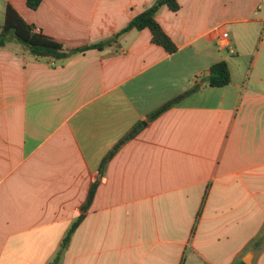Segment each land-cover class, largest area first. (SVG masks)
I'll return each instance as SVG.
<instances>
[{
  "label": "crops",
  "instance_id": "0c3cea01",
  "mask_svg": "<svg viewBox=\"0 0 264 264\" xmlns=\"http://www.w3.org/2000/svg\"><path fill=\"white\" fill-rule=\"evenodd\" d=\"M156 1L0 0V24L10 4L67 49L112 41L59 60L0 46V264H55L96 181L56 264H264V0L162 5L174 53L120 33ZM222 60L231 82L205 84Z\"/></svg>",
  "mask_w": 264,
  "mask_h": 264
},
{
  "label": "trees",
  "instance_id": "16d2710c",
  "mask_svg": "<svg viewBox=\"0 0 264 264\" xmlns=\"http://www.w3.org/2000/svg\"><path fill=\"white\" fill-rule=\"evenodd\" d=\"M41 2L42 0H27V5L32 9H37ZM162 5H167L172 11H178L180 9V3L178 0H157L155 4L152 5L150 8L137 15L120 33L127 32L132 28H137L140 30L144 28H149L152 32V40L154 43L162 45L170 53L176 52L178 49L176 43L172 40V38L167 34V32L156 19V12ZM10 42L18 43L24 50L28 51L35 57L59 60L67 58L68 53L71 51L84 52L92 48L104 49L112 41L110 39L94 44L84 45L74 49H67L62 42L54 39L49 35L44 34L43 32L35 31L34 25L26 22L19 15V13L9 4L6 9L5 22L3 24H0V46H5L7 43ZM203 80L205 84L213 87H223L228 85L232 80L228 63L224 60L214 63L210 68L208 76ZM200 86L201 85L199 83H196L184 93L166 102L156 111H154L148 117V120L139 122L130 131V133L126 135V137H124L122 141H120V144H118L116 148L110 154H108V156L104 160V165L108 161V159L113 155L115 150H117V148L123 142L133 137L139 130H141L149 120L155 119L168 108L180 103L182 99L195 93L199 90ZM97 186L98 181L92 184L88 199L82 207L83 212L73 222L67 235L61 243L60 250L55 260L56 263L59 261L65 249L70 244L74 231L83 220L85 216L84 212L89 208Z\"/></svg>",
  "mask_w": 264,
  "mask_h": 264
},
{
  "label": "rangeland",
  "instance_id": "374dc122",
  "mask_svg": "<svg viewBox=\"0 0 264 264\" xmlns=\"http://www.w3.org/2000/svg\"><path fill=\"white\" fill-rule=\"evenodd\" d=\"M255 46L257 45V40L254 41ZM248 60H251V57H248Z\"/></svg>",
  "mask_w": 264,
  "mask_h": 264
},
{
  "label": "built area",
  "instance_id": "2783aa9c",
  "mask_svg": "<svg viewBox=\"0 0 264 264\" xmlns=\"http://www.w3.org/2000/svg\"><path fill=\"white\" fill-rule=\"evenodd\" d=\"M228 36V33H225L224 37H227Z\"/></svg>",
  "mask_w": 264,
  "mask_h": 264
},
{
  "label": "water",
  "instance_id": "95a60500",
  "mask_svg": "<svg viewBox=\"0 0 264 264\" xmlns=\"http://www.w3.org/2000/svg\"><path fill=\"white\" fill-rule=\"evenodd\" d=\"M69 54H72V52H69ZM246 261V260H245Z\"/></svg>",
  "mask_w": 264,
  "mask_h": 264
}]
</instances>
